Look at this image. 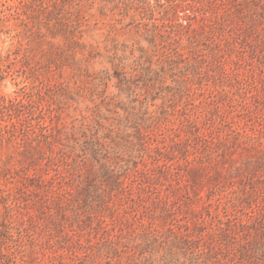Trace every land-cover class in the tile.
<instances>
[{"label": "rangeland", "instance_id": "rangeland-1", "mask_svg": "<svg viewBox=\"0 0 264 264\" xmlns=\"http://www.w3.org/2000/svg\"><path fill=\"white\" fill-rule=\"evenodd\" d=\"M0 264H264V0H0Z\"/></svg>", "mask_w": 264, "mask_h": 264}]
</instances>
